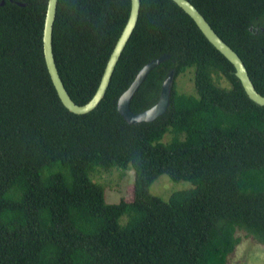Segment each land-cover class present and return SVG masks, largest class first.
Wrapping results in <instances>:
<instances>
[{"label":"trees","instance_id":"1","mask_svg":"<svg viewBox=\"0 0 264 264\" xmlns=\"http://www.w3.org/2000/svg\"><path fill=\"white\" fill-rule=\"evenodd\" d=\"M48 1L0 0V264H226L238 232L264 243V107L194 20L172 0H141L104 98L75 114L45 61ZM188 1L264 96V0ZM130 12L131 0H58L54 60L77 105L96 93ZM163 55L130 108L155 105L175 70L169 109L127 123L120 96ZM191 69L195 95L177 86ZM129 167L133 199L107 203L96 178ZM162 175L194 187L164 201L150 193Z\"/></svg>","mask_w":264,"mask_h":264},{"label":"water","instance_id":"2","mask_svg":"<svg viewBox=\"0 0 264 264\" xmlns=\"http://www.w3.org/2000/svg\"><path fill=\"white\" fill-rule=\"evenodd\" d=\"M183 11H185L196 23L200 31L204 34L206 39L229 61L235 68V76L240 81L248 98L258 106L264 107V96H262L255 88L245 64L240 56L227 45L216 32L212 29L210 24L204 16L193 6L188 0H172ZM4 3V1H2ZM58 0H49L47 7V14L45 19L43 47L44 56L53 85L63 105L72 113L86 114L93 111L104 98L108 89L111 77L114 73L116 65L121 57V54L129 41L139 19L141 0H131V12L129 19L112 51L110 58L105 67L101 82L92 99L85 105H77L69 96L65 86L60 78L57 66L54 60L52 39L53 29L56 19ZM252 31V29H250ZM169 55L160 56L145 65L136 75L135 79L129 88L120 96L117 104L119 114L129 124H139L142 122H153L160 116L164 115L170 106L171 92L174 85L175 70H171L165 78L158 102L146 111L135 114L130 108L131 99L135 92L145 81L148 74L155 67L162 62L168 60Z\"/></svg>","mask_w":264,"mask_h":264},{"label":"rangeland","instance_id":"3","mask_svg":"<svg viewBox=\"0 0 264 264\" xmlns=\"http://www.w3.org/2000/svg\"><path fill=\"white\" fill-rule=\"evenodd\" d=\"M194 72V69H191L186 74L178 77L177 86L179 91L195 95ZM219 80L220 84L224 85V79L220 78ZM120 173V171H113L96 178L100 184L103 183L106 187L105 199L107 203H118L123 199L126 201L133 199L135 172L132 167H129L121 173L124 177ZM193 187L190 182H174L169 176L162 175L153 183L150 193L164 201H168L172 194L190 190ZM124 221L126 219L123 217L121 223H125ZM237 234L241 242L237 244L226 264H264V243L253 239V237H246L245 232H238Z\"/></svg>","mask_w":264,"mask_h":264}]
</instances>
